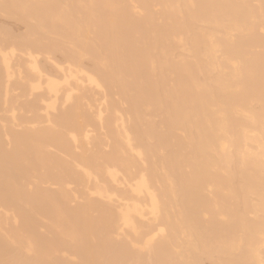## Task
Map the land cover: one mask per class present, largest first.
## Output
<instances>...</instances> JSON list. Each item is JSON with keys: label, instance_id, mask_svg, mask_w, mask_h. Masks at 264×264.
I'll return each mask as SVG.
<instances>
[{"label": "bare ground", "instance_id": "bare-ground-1", "mask_svg": "<svg viewBox=\"0 0 264 264\" xmlns=\"http://www.w3.org/2000/svg\"><path fill=\"white\" fill-rule=\"evenodd\" d=\"M0 14V264H264V0Z\"/></svg>", "mask_w": 264, "mask_h": 264}, {"label": "rangeland", "instance_id": "rangeland-1", "mask_svg": "<svg viewBox=\"0 0 264 264\" xmlns=\"http://www.w3.org/2000/svg\"><path fill=\"white\" fill-rule=\"evenodd\" d=\"M8 17V18H7ZM10 18V19H9ZM13 18V19H12ZM19 19V18H18ZM17 19V17H16V19L14 18V17H10V16H7V15H4V14H0V28H6V30L8 31L9 30V32L12 34H14L15 36L17 35H20V34H23L24 33V31H25V26H26V24H29V23H31V22H29V23H27L28 21H27V19H26V23L24 22H22V21H16V20H18ZM25 25V26H24ZM22 32V33H21ZM19 33V34H18ZM12 34V35H13ZM53 58V57H52ZM53 60V62L54 63H56V62H59L60 61V58H59V56L58 55H55L54 56V58L52 59ZM57 64V63H56ZM209 263V262H208ZM207 263V261H204V263L203 264H208Z\"/></svg>", "mask_w": 264, "mask_h": 264}]
</instances>
